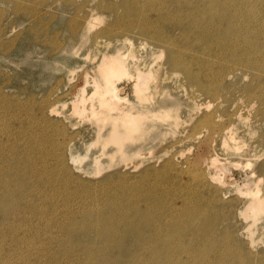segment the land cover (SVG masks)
I'll return each mask as SVG.
<instances>
[{
	"label": "rangeland",
	"instance_id": "1",
	"mask_svg": "<svg viewBox=\"0 0 264 264\" xmlns=\"http://www.w3.org/2000/svg\"><path fill=\"white\" fill-rule=\"evenodd\" d=\"M116 51L149 77L113 78L137 118L109 136ZM256 194L264 0H0V264H264Z\"/></svg>",
	"mask_w": 264,
	"mask_h": 264
},
{
	"label": "bare ground",
	"instance_id": "2",
	"mask_svg": "<svg viewBox=\"0 0 264 264\" xmlns=\"http://www.w3.org/2000/svg\"><path fill=\"white\" fill-rule=\"evenodd\" d=\"M209 21L210 23L207 26H210V28L212 26H215L212 24L211 18ZM86 26L89 27L90 23L88 22ZM91 26H93L92 23H91ZM216 26H220V25H216ZM133 54L130 55L129 62L127 61L126 63L125 59L121 56L120 52L116 51V54L113 57H109V59L102 61L100 65L96 66V71L100 74V77L98 80L93 82V93L90 96L91 98H88V100L93 99V98L97 99L98 107L101 109L100 110L101 113H103V114H100L102 117L98 118L97 117L98 115L96 116V113L92 109L93 107L91 108V105L89 107L90 108L89 110L94 117H97L96 120L100 119L102 121H107L109 123L110 125V129L108 132L109 136H114V135L121 136V132L119 131L120 130L119 125L121 124L125 126L126 124L127 126H131V123L133 122L135 117L137 118V113H136L134 105L127 103L125 104V106H121V104L125 103L126 100L124 96L119 95V92L121 89H117L115 87V84H114L115 80L113 78L118 74H124V75H128L131 79H133V82H134L133 89H134V95L136 98H138V96L141 94L144 86L145 85L147 86V83L143 81V79H148L149 77L148 72L144 70V67L147 65L142 63V61L139 60ZM171 62L175 64V60ZM257 64L259 63H254V65H257ZM84 100H86V98L81 97L78 99V101L75 104H73L75 107V110L78 111L77 103L82 102ZM205 119H208V118H205ZM117 121H120V123H117ZM226 133H228V135H231V132H229L228 130L226 131ZM126 136H127V133H126ZM229 139H233V138L229 137ZM118 151H120V149ZM119 153H122V152L120 151ZM253 202L255 205L252 207V210L254 211L259 210V208L261 209L262 206L264 205V198H261L260 196L256 194L254 196ZM111 214L112 213L109 211H104L98 214V217L103 222V226L100 229H98L97 232L103 236L109 235L111 232L114 231V218L113 216H111ZM131 226L133 225H129L128 229L134 228Z\"/></svg>",
	"mask_w": 264,
	"mask_h": 264
}]
</instances>
